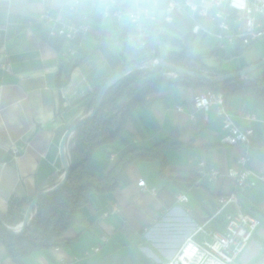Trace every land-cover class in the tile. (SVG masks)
<instances>
[{
	"label": "crops",
	"instance_id": "0c3cea01",
	"mask_svg": "<svg viewBox=\"0 0 264 264\" xmlns=\"http://www.w3.org/2000/svg\"><path fill=\"white\" fill-rule=\"evenodd\" d=\"M148 1L153 0H118V8L131 11V6H144ZM155 1L158 20L138 28L127 20H115L111 11L90 2L71 15V0H0V214L7 213L12 197L32 201L40 188L50 189L59 183L65 171L61 155L64 135L88 115L92 95L124 63L155 55L165 61L171 52L182 51L188 57H200L198 63L191 64L195 71L215 78L245 70L264 59V38L252 43L243 56L235 57L236 47L219 45L212 22L201 21L212 35H194L195 15L182 11L174 14L172 22L163 23L167 0ZM46 10L60 21L74 19L90 24L75 62L67 57L69 45L63 39L48 36L47 25L40 18ZM157 74L149 80L159 78ZM263 75L264 68L249 79L255 81ZM206 90L159 85L149 104L137 107L129 117L121 138L98 148L87 167L90 174L107 176L129 150L151 149L168 139L181 143L183 148L165 151L163 175L159 161L132 163L117 190L93 194L79 211L65 234L68 240L80 237L76 243L36 252L19 262H14L0 244V264H109L117 252L136 246L150 255L144 254L142 264H163L172 258L195 229L209 221L217 198L232 193V179L225 174L238 157L248 151L249 167L264 173V103L253 96L226 99V110L236 123L256 134L249 149L230 146L224 143L216 106L193 107L194 98ZM247 115H254L255 120H247ZM12 146L22 152L14 156ZM200 162L223 175L208 183L200 173ZM141 180L148 192L138 186ZM153 189L155 193L150 192ZM179 193L188 195V204L177 202ZM239 200L241 210L259 219L261 225L236 264H264V189L259 185L240 193ZM114 208L119 212L113 213ZM226 212H237L236 205L227 207ZM207 227L222 231L224 221L214 219ZM102 237L108 242L101 251L86 257ZM196 239L201 241L203 236ZM102 251L108 253L99 257Z\"/></svg>",
	"mask_w": 264,
	"mask_h": 264
},
{
	"label": "built area",
	"instance_id": "2783aa9c",
	"mask_svg": "<svg viewBox=\"0 0 264 264\" xmlns=\"http://www.w3.org/2000/svg\"><path fill=\"white\" fill-rule=\"evenodd\" d=\"M86 2L101 6L105 10L111 11V15L115 20H127L138 28L145 22H156L158 20V2L155 0L145 3V5L154 6L149 9L150 14H145L142 8L139 12L135 9L131 11L119 9L118 0H71V2H68V12L75 15ZM182 11H188L197 17V21L192 27L194 35H212L213 33L201 21L209 20L212 22L217 28L215 36L222 47L247 46L264 38V0H167L162 22L166 24L172 22L174 14ZM130 13L136 14L133 16ZM40 18L47 25L49 37L63 39L69 45L66 55L75 62L83 49V40L91 29L90 24L87 21L74 19L60 21L52 15L50 10H46ZM152 62L156 63L157 60L154 59ZM199 71L208 76L204 71ZM160 77L177 80L182 76L163 70L160 72ZM210 106H216L217 108V115L222 123V131L225 133L224 143L230 146L243 145L248 149L251 148L256 138L255 131L252 128L243 129L236 123L226 110L225 95L209 89L193 100V107L196 110L206 109ZM178 110H182V108ZM246 119L254 121L255 116L247 115ZM21 152V148L11 147V153L14 156L19 155ZM249 163L250 154L248 151L237 158L235 165L229 168L225 174L232 179V193L217 198L216 209L209 221L198 226L193 234L184 241L175 255L163 264L237 263L238 258L248 247L261 225L259 219L241 210L239 200L240 193H247L259 185L264 189V173H256L249 167ZM199 166L202 177L208 183H214L223 175L215 167H207L205 162H200ZM138 186L144 192L149 191L143 180L139 181ZM150 192L155 193L156 191L153 189ZM176 200L180 204H188L189 197L186 193H179L176 195ZM231 205H236L237 212H226L227 207ZM112 212L116 213L119 210L114 208ZM108 215L109 213H106V216ZM217 218H222L224 221L222 231L207 227L210 221ZM8 228L19 234L22 223L16 227ZM199 235L203 236L201 241L196 239ZM107 242L108 238L102 237L100 243L93 247L86 254V257L99 253ZM76 262L79 263V260H76Z\"/></svg>",
	"mask_w": 264,
	"mask_h": 264
},
{
	"label": "trees",
	"instance_id": "16d2710c",
	"mask_svg": "<svg viewBox=\"0 0 264 264\" xmlns=\"http://www.w3.org/2000/svg\"><path fill=\"white\" fill-rule=\"evenodd\" d=\"M251 45L237 46L233 56H243ZM158 58L159 55H155L151 58L143 57L136 62H126L110 75L107 82L135 65L142 66ZM165 61L185 69H194L195 65L191 64L198 63L200 57H188L182 51L171 52ZM246 67L245 65L244 68ZM161 71L163 70H136L107 91L98 112L91 121L75 132L74 138L69 143L71 167L66 183L39 199L35 215L21 235L11 233L8 227L13 228L22 223L31 201L16 197L10 199L7 213L0 214V244L14 262H19L36 252L64 248L76 243L80 237L68 240L65 234L74 224L79 211L90 202L93 194L103 195L117 190L132 163L159 161L161 175H163L167 167L165 151L183 148L184 145L181 143H172L168 139L154 145L151 149L129 150L121 156L107 176H96L87 171L96 150L121 138L129 117L137 107L149 104V97L159 85L204 87L223 93L226 99L232 96H253L260 103H264V75L255 81H251L250 76H247L229 79L220 84L201 83L187 77H180L177 80L161 77L153 81L149 80ZM219 76L222 75L219 74ZM143 85L146 87L140 90L139 88ZM100 90L92 95L86 115L94 109ZM57 184H53L51 188ZM42 191L40 188L36 195Z\"/></svg>",
	"mask_w": 264,
	"mask_h": 264
},
{
	"label": "water",
	"instance_id": "95a60500",
	"mask_svg": "<svg viewBox=\"0 0 264 264\" xmlns=\"http://www.w3.org/2000/svg\"><path fill=\"white\" fill-rule=\"evenodd\" d=\"M157 62L154 63L152 62L153 60H151L150 62L140 66V65H135L129 69H127L126 71L116 75L114 78H112L111 80H109L104 86L103 88L100 90L96 100H95V106L94 109L81 121H79L78 123L72 125L69 130L66 132V134L64 135L62 142H61V155H62V159H63V164H64V168H65V172L64 175L62 177V179L59 181V183L50 188V189H46L43 190L42 192L38 193L36 195V197L31 201L25 215H24V219L22 222V228L19 234H16V232L11 231V233L15 234V235H21L25 228L30 224L32 218H33V214L35 213V209L37 206V203L39 201L40 198L46 196L47 194L54 192L55 190H57L58 188L62 187L68 178V172L70 170L71 167V163L69 161V157L67 154V145H68V140L70 138V136L72 134H75V132L80 129L82 126H84L85 124H87L89 121L92 120V118L95 116V114L98 112V110L100 109L101 103L107 93V91L113 87L114 85H116L119 81H121L122 79H124L127 75H129L130 73L136 71V70H144V69H160V70H166L169 72H173L176 73L182 77H187L190 79H193L195 81L201 82V83H208V84H220L226 80L229 79H233L236 77H247V76H251L253 73H255L256 71L260 70L261 68L264 67V59L256 64L251 65L250 67L246 68L245 70L236 72V73H229L226 75H222L219 77H215L212 78L210 76H207L199 71H195L192 69H185L182 68L180 66H177L175 64H172L170 62L164 61L162 59H156ZM9 229V228H8ZM10 230V229H9Z\"/></svg>",
	"mask_w": 264,
	"mask_h": 264
},
{
	"label": "rangeland",
	"instance_id": "374dc122",
	"mask_svg": "<svg viewBox=\"0 0 264 264\" xmlns=\"http://www.w3.org/2000/svg\"><path fill=\"white\" fill-rule=\"evenodd\" d=\"M192 70H196V69H192ZM198 71V70H197ZM158 77H160V74H157ZM68 154H69V146H68ZM147 248L150 249V251L152 253H154L155 255H157V252L155 250L152 249V246H147ZM142 248L137 249V246L131 247V249L128 250H122L117 252V254H115V256L113 257V261L112 263L109 264H142V257L145 256H150L149 253H147L146 251H141ZM108 252L107 251H102V253L99 254V257L105 256ZM159 258L160 256L157 255Z\"/></svg>",
	"mask_w": 264,
	"mask_h": 264
},
{
	"label": "clouds",
	"instance_id": "9594fccd",
	"mask_svg": "<svg viewBox=\"0 0 264 264\" xmlns=\"http://www.w3.org/2000/svg\"><path fill=\"white\" fill-rule=\"evenodd\" d=\"M131 7H132L133 9H135L137 12H139V10L142 8L145 14H150L149 9H150L151 7H154V6H150V5L136 6V5H133V6H131ZM135 14H136V13H130V15H133V16H135Z\"/></svg>",
	"mask_w": 264,
	"mask_h": 264
}]
</instances>
